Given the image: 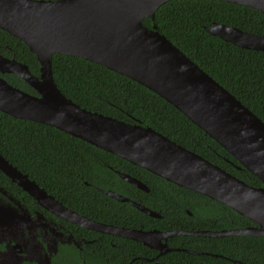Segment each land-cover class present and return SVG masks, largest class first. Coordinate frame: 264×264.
<instances>
[{"label": "water", "instance_id": "obj_1", "mask_svg": "<svg viewBox=\"0 0 264 264\" xmlns=\"http://www.w3.org/2000/svg\"><path fill=\"white\" fill-rule=\"evenodd\" d=\"M166 1L0 0V28L25 42L40 63L39 75H35L28 64L0 53V73L18 75L37 92L14 86L0 75V110L63 130L181 187L220 201L255 225L166 231L108 225L64 205L1 154L0 168L47 208L85 227L158 248L160 253L172 250L167 239L176 235L264 236V120L183 53L156 24H144L145 17L154 20L157 9ZM224 1L264 13V0ZM206 30L237 46L264 50V35L219 22H212ZM54 53L82 57L148 87L219 143L263 185L247 183L151 126L130 123L74 102L54 79ZM119 175L136 187L149 190L142 180L122 172ZM99 190L129 202L148 216H161L113 190ZM232 261L242 264L240 260Z\"/></svg>", "mask_w": 264, "mask_h": 264}, {"label": "trees", "instance_id": "obj_2", "mask_svg": "<svg viewBox=\"0 0 264 264\" xmlns=\"http://www.w3.org/2000/svg\"><path fill=\"white\" fill-rule=\"evenodd\" d=\"M143 22L148 27L156 24L183 53L264 120V50L237 46L206 30L212 22H219L264 35V13L224 0H168L157 9L154 20L145 17ZM0 53L28 64L31 72L39 75L36 54L21 39L1 28ZM52 67L60 90L81 106L151 126L247 183L263 185L219 143L148 87L79 56L54 53ZM0 75L12 85L37 94L18 75ZM0 150L49 193L78 211L97 204L110 206L116 201L97 188L107 189L113 183L109 179L116 178L110 165L115 169L125 167L149 186L146 192L130 185L137 192L133 198L160 212L163 219L145 215L128 202L116 203L136 215H144L153 226L197 230L255 225L207 195L181 187L56 127L15 118L1 110ZM133 242L138 250L150 249L140 241ZM169 244L188 250L168 252L165 255L174 259L165 264H239L232 259L242 264H264V236L176 235Z\"/></svg>", "mask_w": 264, "mask_h": 264}, {"label": "flooded vegetation", "instance_id": "obj_3", "mask_svg": "<svg viewBox=\"0 0 264 264\" xmlns=\"http://www.w3.org/2000/svg\"><path fill=\"white\" fill-rule=\"evenodd\" d=\"M0 154L20 169L1 150ZM108 167L116 178L109 179L113 183L107 190H113L136 201L133 198L137 194L133 190L136 186L122 178L119 173L136 176L124 170L125 167ZM59 201L70 207L62 200ZM116 202L127 201L116 200L110 206L97 204L83 212L70 208L91 220L117 227L145 231L170 230L164 224L153 226L144 215H136L134 211L127 210ZM44 204L0 168V264H165L174 259L165 255L168 252L188 250L179 245H170L171 237L167 239V244L172 250L164 253H160L158 248L150 247L138 250L133 239L85 227ZM156 218L163 219V216Z\"/></svg>", "mask_w": 264, "mask_h": 264}]
</instances>
